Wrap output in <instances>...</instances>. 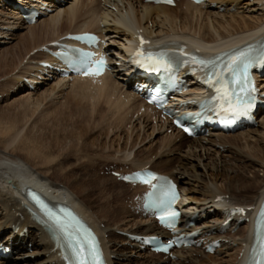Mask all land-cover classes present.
Returning <instances> with one entry per match:
<instances>
[{
  "label": "bare ground",
  "instance_id": "1",
  "mask_svg": "<svg viewBox=\"0 0 264 264\" xmlns=\"http://www.w3.org/2000/svg\"><path fill=\"white\" fill-rule=\"evenodd\" d=\"M182 1L185 10L178 12L166 6L152 7L141 4L139 7L141 14L137 19L134 17V6H131L127 15H120L118 18L112 13L113 10L101 13L97 7L101 1L73 2L71 7L57 11L47 17L48 19H42L33 26H27V34L14 47L17 54H11L12 58L9 60V51L0 53V71L12 72L17 62L21 61L23 56L26 57L31 50L43 42L47 43L61 38L67 32H103L104 30L97 27L100 22L99 18L107 25V17H112V15L117 17L115 23L112 22V24H116V27L121 26L127 32L122 47L126 43L129 45L130 42L135 43V36L141 28L143 29L141 35L146 38L181 42L190 51L197 48L203 53L230 49L247 43L253 38L264 36V0H248L253 7L261 8L259 10L263 14L260 17H248V19L237 13L240 0H210L201 6ZM135 2L140 3L137 0ZM213 3L216 4L215 7L211 6ZM91 4H95L96 7L85 9ZM111 5L121 10L117 2ZM223 6L224 11L220 13V8ZM231 9L236 11L233 13ZM248 9L251 10L249 7ZM144 20H151V23L156 24V29L152 31L142 27ZM65 22L82 23H77L74 28L68 30L66 26H63ZM16 24H18L17 21ZM105 30H109L108 27ZM43 35H46V38L42 42ZM129 45L123 49L128 50ZM108 50L112 53L114 51L122 53L121 49L113 50L110 46ZM40 56L45 61L50 60L45 54H38L36 56L38 59L35 61L42 59ZM27 67L19 70V77L15 80L19 85V78L24 75L23 73L32 72L34 69L35 77H37L41 75L39 71H43L38 65L32 68ZM49 74L53 78L56 76L53 71ZM124 77L125 75L121 79L127 80ZM47 80V78L44 79V81ZM53 81L57 82V86L65 85L67 90L69 89L67 101L61 107L58 106L57 110L55 109V114L52 115L49 111L51 116H47L45 115L48 114L47 110V113L41 112V115L32 120L40 103L48 99L54 89L43 91L37 99H33L34 93L29 92L28 89L24 90L23 84L15 88L18 91L16 95H26L19 99L13 113L0 114V236L6 232L7 245H11L14 252L17 253L22 249L19 257L34 256L26 261H19L15 257L5 264H60L53 247L52 234L43 226L37 225L31 218L36 220L38 217L27 211L28 206L31 205L26 195L28 188L41 192L48 198L58 199L62 204L75 210L101 236L110 264L165 262L159 255L142 253L140 244L117 235V232L147 235L159 230L153 221L143 219L140 214L136 215L133 198L144 192L145 188L132 187L114 180L113 187H111L107 181L101 180L98 183L99 179L95 176L88 179L89 181L83 178L84 172H89L91 169L95 171L97 161L95 154L106 147V142L102 143L98 137L89 138L90 133L97 127L104 129L101 119L96 126L93 124L96 119L102 118L101 114L105 109L108 117V121L104 118L105 125L109 120L119 124H129L132 133L123 146L116 151V153H121V157L116 154L119 158L114 157L107 165L102 164L103 169L100 170L105 171L104 168L109 165H115L116 168L129 167L130 170L143 169L148 166L150 170L170 176L179 184L183 197L180 202L181 208L189 218H195V226L190 229H199L202 235L210 232L215 234V239L228 240V243H223L226 245L227 252H224V249L220 251L227 259H223L220 264L245 263L252 242L254 218L264 197V133L255 139L251 135L258 132L257 127H264V116L261 115V121L256 128L244 133L214 134L208 138L187 139L173 132L166 123L155 118L153 120L157 125L151 129L152 116L139 114L140 110L146 107L132 93L131 85L120 84L118 79L113 80L112 76H105L96 84L86 80H74L70 84H65L66 81L63 80ZM260 82L263 83L264 79ZM54 83L49 88L54 86ZM261 87L264 88V84ZM16 108L19 109L16 110ZM101 109L104 110L101 111ZM102 115L105 117L104 113ZM135 115L137 117L133 120ZM107 126L105 129H108ZM141 129L151 130L149 134H146L147 138L155 134L156 140L169 129L172 133L170 136L166 135L161 142H156L152 148L150 146L147 150H139V148L133 152L135 145L145 140L140 138ZM23 130L24 134L19 138ZM243 143L244 148L248 150V155L240 159L242 151L240 146H243ZM161 144L162 150H160ZM110 146H115V143H111ZM157 149L160 150L158 154L155 153ZM232 151L236 152L239 160L242 161L239 167L223 168L222 162L218 163L219 159H216L210 166L208 162L204 163L205 160L213 161L212 155L217 157V155L221 156V154ZM20 160L27 165L29 170L24 168ZM75 172L81 173L75 177ZM257 172L262 175H258ZM244 176L248 180L244 181ZM45 179L51 181L54 190L63 184L74 197L67 194L52 196L48 191L51 188H46V183L43 182ZM96 192H99V195L94 196ZM126 193L132 196L129 201L123 202V195ZM231 207H241L246 210L244 220L248 222L239 228L236 234L227 236L219 233V225L228 218L225 210ZM238 220L235 218L232 221L233 227L227 232H232L236 228ZM29 235L32 238L26 239ZM236 235L239 236L237 239H235ZM29 245L32 247L31 252L25 250ZM219 253L205 255L202 248L180 250L175 253L176 259L167 261H169L168 264H202L203 262L205 264L210 256L214 257ZM127 254H135L137 258L127 257Z\"/></svg>",
  "mask_w": 264,
  "mask_h": 264
},
{
  "label": "rangeland",
  "instance_id": "2",
  "mask_svg": "<svg viewBox=\"0 0 264 264\" xmlns=\"http://www.w3.org/2000/svg\"><path fill=\"white\" fill-rule=\"evenodd\" d=\"M127 3L130 4L129 5L130 6V9H131V6H134V9H136L135 11H133L134 12V17L136 16L138 18V16L136 15V13L140 12V11H137V9H139L138 3L135 2V1L127 2ZM250 3L251 2L248 1V0H240V5H239V7L237 9V13H238L239 16L246 17L245 19H248V17H260L261 15H263L262 12L259 10L261 8H257V7L255 8V7H253V5H250ZM68 6H69V3L66 4L65 7H68ZM242 6H244V7H242ZM247 6L249 8H251V10L248 9ZM6 9H7L6 7L0 8V41H4L3 43H5L3 45H0V53L2 54L3 52L5 53L6 51H9L8 58H9V60H11V58H12V55L11 54L14 55L17 52V50L14 49L15 45H17L20 42L21 38L27 34L26 28H28V27H26V26H19L18 24H16V21L13 18V15H14L13 13L14 12L11 11L9 8H8L9 10H6ZM101 9H102V6H101ZM173 9L178 12V11H184L185 7L182 6V7L173 8ZM121 10H122V12L120 11V12H116V13H113V14H115L117 16L126 14V11L124 9H121ZM235 11L236 10H234V11L231 10V12H233V13ZM102 12L103 13H106V11L101 10V13ZM220 13H222V11H220ZM116 18L117 17H114L113 15H112V17H107V20H108L107 23H108V29H109L107 33H108L110 45L113 47V49L118 50L120 48V49L123 50V48L125 46L122 47V44L125 43L124 41L126 39L125 37H127V32L121 26L118 25V27H119L118 28V27L115 26L116 24L113 25L115 23V19ZM46 19H48V18H46ZM250 21L253 22L254 20H250ZM112 22H114V23L112 24ZM81 23L82 22H79L78 24H81ZM104 23H105V21L101 20L97 24V27L100 26V24L104 25ZM63 26H66L65 27L66 29L73 28V25L72 24H69L68 22H65L63 24ZM76 27H79V26H76ZM143 27L146 28V29H148V30L154 31L156 29V24L155 23H151V20H149V21H147V20L145 21L144 20ZM114 28H117V29H114ZM1 33H2V35H1ZM45 38H46V35H43L41 37L42 42L45 41L44 40ZM117 54L123 55L122 53H117ZM22 58L23 59L21 61H18V62L16 61L17 62V65H15L14 70L12 72L7 73V71H6V73H3L4 71L3 72L0 71V84H1L0 86H2L0 88V114L5 113V112H7L8 114H12L13 113V110L15 109L14 107L17 106V103H18L19 99L24 98V96L26 95V94L16 95V92L18 93V91H16L15 88H17L20 85H19L18 81H15V80H17V78L19 77V72H20L19 70L25 69L27 66L29 68H32L35 65H33L31 63H27L29 61H26L24 56ZM36 59H38V58L37 57L30 58L29 60H36ZM32 70L34 71V69H32ZM23 74H24V76H27L28 72L27 73H23ZM12 79H14V80H12ZM14 83H15V85H14ZM47 83H49V84L46 85V83H45L44 85H41L39 87L40 90L37 89L35 92H33L34 93L33 99H37L38 95L41 92L46 91V90H51L52 88L54 89V91L52 92L53 94H51V96L48 99H46L45 101H43V102L40 103L41 105L38 107L39 109H37L36 114H34L33 117L31 118L32 120H34V118L37 117L38 115H41L43 112H44L43 114H45V112L47 113V110H48V114H45V115L48 116L50 114H52V115L55 114V111L57 110L58 106L61 107L62 104L64 105L65 101H67L66 98H67V94L69 93V89L68 90L67 89L62 90L65 87V85L62 86V87L61 86H57L56 85L57 84L56 81H49ZM52 83H54V86H52V87L49 88V86L52 85ZM23 89L26 90L25 87ZM59 89H60V91H58ZM36 92H38V93H36ZM17 109H19V108H16V110ZM104 109H101V111L104 110ZM49 111H50V114H49ZM101 111H100V113H101ZM106 111H107L106 109H105L104 112L102 111V114L104 113L105 114V117L101 114L102 118L100 117V118L96 119L95 120V123L93 124V125L96 126V124H98L99 123V120L101 119V121L103 122L102 125H103L104 129L101 130V127H97L93 132L90 133L91 136L89 137L90 139H95V138L98 137L99 141H101L102 143L106 142V147L101 152H97L98 154L97 153L95 154V158H97V161L95 162V166H96L95 171L93 169H91V171H89V172H87V171L84 172L85 176H83V178H85V180L87 179V181H89L88 179H90L91 177L94 178V176H95V177H97L99 179L97 181L98 183L101 180L107 181V184H109V186L113 187V184H114L113 178L106 171H102L100 169L101 168L103 169V167H101L102 164L107 165L108 163L112 162V160L114 159V157L115 158L121 157V153H118V152L116 153V151H117V149L119 150V147L120 146H123V144L127 141L128 136H130V134L132 133L131 132L132 131V128H131V125H129V124H127V125H125V124H119L118 122H115V121L113 122V120L112 121L109 120V122H107V125L109 124V126L105 125V122L104 121H105V119L106 120L108 119L107 112ZM135 118H136V116H134L133 120H135ZM32 120H30V121H32ZM110 122L111 123L113 122V123L111 124ZM95 126H94V128H95ZM106 126L108 127V129L107 128L105 129ZM150 127L152 129V127H156V125L154 123H151V126ZM256 129H257L258 132H255V133H253L251 135V137H253L254 139L257 138V137H259L261 134L264 133V127L260 126L259 128L257 127ZM24 130L19 134V138L24 134ZM150 132H151V130H149V131H143L141 129L140 135L142 134V135H145L146 137L145 136L142 137V135H141L140 138L145 139V140L141 144H136L135 147H134V149H133V152L136 151V150H138L139 148H140L139 150H143V149L144 150H147V148L149 149L150 147L152 148V145H154L156 142H158V143L161 142L162 139L165 137L166 134L168 136L170 135V133L167 131L162 136H159L157 138L158 140H156L155 134H154L153 137L147 138V135L146 134H149ZM134 135H135V132H134L133 136ZM116 137L117 138L119 137L120 139L119 138L117 139ZM118 140H119V142H118ZM146 141H147V144L145 145ZM110 142L111 143H115V146H113L115 148H113L111 146L109 147V145L111 144ZM162 147L163 146L161 144L160 145V150H162L161 149ZM240 147H241V150H242L241 153H240V155H241L240 159H241L244 156H247L248 155V153H247L248 150L244 148V143H243V146H240ZM160 150L157 149L155 153L158 154V152H160ZM116 154L117 155L119 154L118 155L119 157ZM172 155H173V153H172ZM172 155H171V157H172ZM110 156H111V159H109ZM152 156L154 157V155H152ZM132 157H133V155L131 156V158ZM211 159L213 161L210 162L208 160H205L204 163H207L208 162L209 163V166H210V165H213L214 164V162H215L216 159H219L220 161H218V163H221L222 162L223 168L239 167V165L242 164V163H240L242 161L239 160V157L237 156V153L234 152V151H232L231 153L221 154V156L217 155V157H215V155H212L211 156ZM21 163L23 164L24 168H27L28 169L27 165H25L22 161H21ZM244 165H245V160H244ZM104 169L106 170V168H104ZM236 170H237V168H236ZM237 172H238V170H237ZM79 173H81V172H75V177L76 176L78 177L79 176ZM257 174L260 175V176L262 175L260 172H257ZM34 175L37 176V174L35 172H34ZM88 176H89V178H87ZM246 180H248V179H247L246 176H244V181H246ZM43 182H44V184L46 183L45 184L46 185V188H49L50 187L52 189V190L51 189L48 190L49 192H51V195L52 196H54V195L56 196V195H60V194L61 195L62 194H67V195H70V196L74 197V195L71 194L72 192L69 191L63 184H60L59 185V188H57V189L54 190V188H52V186H51L52 183H51L50 180H46L45 179V181L43 180ZM105 186H106V184H105ZM97 195H99V192H96V195H94V196H97ZM124 198H127L128 199L129 198V193L124 194L123 195V199ZM76 202H77V200H76ZM101 227H102V225H101ZM232 235H234V234H232ZM237 236L238 235L235 236V239H237ZM224 252H227V251L224 250ZM130 256L132 258H134V259L137 258V256L134 255V254L133 255H128L127 254V257H130ZM23 259L28 260L30 258H23ZM223 259L225 260L227 258H224V254H221V252H220L217 256L216 255L214 257L213 256H210L209 260H207V262L205 264H220V262L223 261ZM20 261H23V260L20 258ZM132 261H134V260L132 259ZM202 264H204V262Z\"/></svg>",
  "mask_w": 264,
  "mask_h": 264
},
{
  "label": "snow or ice",
  "instance_id": "3",
  "mask_svg": "<svg viewBox=\"0 0 264 264\" xmlns=\"http://www.w3.org/2000/svg\"><path fill=\"white\" fill-rule=\"evenodd\" d=\"M167 2H171V0H167ZM141 43L143 44L144 41L141 40ZM253 52V49L247 48L229 53L227 54L228 61L223 67L216 65L214 61H198L200 65L208 69L206 83H209L216 93V95L211 98V102L218 107L219 111L230 114L233 118L247 115L255 104L256 97L254 94L256 93V89L249 78L248 70L250 67L254 66L255 63L264 64V51H261L258 56L253 55ZM137 55H142V53H138ZM146 59L147 61L154 62L156 65L170 66L162 53L156 56L149 54ZM133 63L141 67L145 66L143 60H134ZM104 67L105 62L103 59H100L94 64H91V66L85 70L84 74L99 75L104 70ZM224 73H229L232 76L231 84L235 86L232 90L224 87L221 83L224 79ZM214 79L215 83H213ZM185 131H188V129H185ZM148 175L151 179L156 178L154 175ZM144 182L147 183L148 180ZM169 192L170 199L174 201L176 199L175 193L171 192V190H169ZM157 203L162 202L157 200ZM42 208L48 217L46 223L64 242L65 251L67 253L65 259L68 261V264H103L102 252L98 247V241L90 230L84 229L83 238H78L76 235L66 230L59 217L55 216L46 207L42 206ZM165 215L174 218L178 213L170 211L165 213ZM165 215H162L160 219L164 220ZM261 215L264 216V212H262ZM77 223L79 222L77 221ZM253 258V264H264V241H261L258 251L254 247Z\"/></svg>",
  "mask_w": 264,
  "mask_h": 264
}]
</instances>
